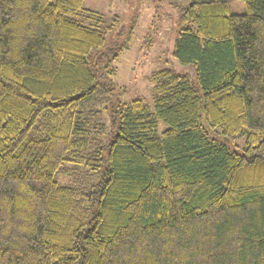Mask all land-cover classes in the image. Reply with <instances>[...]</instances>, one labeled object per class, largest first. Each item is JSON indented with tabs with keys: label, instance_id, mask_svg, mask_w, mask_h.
<instances>
[{
	"label": "trees",
	"instance_id": "16d2710c",
	"mask_svg": "<svg viewBox=\"0 0 264 264\" xmlns=\"http://www.w3.org/2000/svg\"><path fill=\"white\" fill-rule=\"evenodd\" d=\"M85 1L0 0V264H264V0H187L151 107Z\"/></svg>",
	"mask_w": 264,
	"mask_h": 264
},
{
	"label": "rangeland",
	"instance_id": "374dc122",
	"mask_svg": "<svg viewBox=\"0 0 264 264\" xmlns=\"http://www.w3.org/2000/svg\"><path fill=\"white\" fill-rule=\"evenodd\" d=\"M187 0H86L84 7L96 10L107 20L117 17L113 33L106 36L118 41L117 58L112 62L115 97L120 103L141 99L152 106L151 74L162 68L180 70L170 56L171 42L178 28L179 9ZM230 13L242 14L243 2L228 0ZM109 45V44H108ZM163 128L159 124V130ZM235 144L243 148V140Z\"/></svg>",
	"mask_w": 264,
	"mask_h": 264
}]
</instances>
